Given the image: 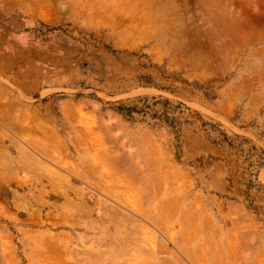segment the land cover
I'll list each match as a JSON object with an SVG mask.
<instances>
[{"label": "rangeland", "instance_id": "1", "mask_svg": "<svg viewBox=\"0 0 264 264\" xmlns=\"http://www.w3.org/2000/svg\"><path fill=\"white\" fill-rule=\"evenodd\" d=\"M0 113V264H264V0H2Z\"/></svg>", "mask_w": 264, "mask_h": 264}, {"label": "bare ground", "instance_id": "2", "mask_svg": "<svg viewBox=\"0 0 264 264\" xmlns=\"http://www.w3.org/2000/svg\"><path fill=\"white\" fill-rule=\"evenodd\" d=\"M3 110H4V109H3ZM30 113H31V112H30ZM0 114H1V113H0ZM3 114H4V113H3ZM18 114H19V113H18ZM28 115H29V114H28ZM19 116H20V115H19ZM30 116H31V115H29V117H30ZM26 117H27V116H26ZM32 117H33V116H32ZM35 117H36V116H35ZM18 118H19V117H18ZM18 118H17V119H18ZM36 118H37V117H36ZM30 119H31V117H30ZM18 120H19V119H18ZM20 120H21V119H20ZM28 120H29V119H28ZM32 120H34V118L31 119V123H32ZM34 121H36V120H34ZM22 122H23V121H22ZM36 123H37V122H36ZM36 123L33 122L32 124L35 125ZM23 124H24V123H23ZM25 125H26V124H25ZM33 125H32L33 129H35ZM36 125H37V124H36ZM36 125H35V126H36ZM41 125H42V124H41ZM39 126H40V125H38V127H39ZM43 126L45 127V125H43ZM36 127H37V126H36ZM38 127H37V128H38ZM41 128H42V127H40V129H41ZM45 129H46V128H45ZM30 130H31V129H30ZM35 130H37V129H35ZM2 131H3V130H2ZM49 131H50V130H49ZM3 132H4V131H3ZM35 132H36V131H35ZM39 132H40V131H39ZM39 132L37 131V133H39ZM42 132H43V131H42ZM44 132H45V131H44ZM46 132L48 133V130H46ZM53 132H54V131H53ZM5 134H6V133H5ZM39 134L41 135V133H39ZM52 135L55 136V134H52ZM48 136H50L49 133H48ZM48 136H47V137H48ZM53 136H51V137H53ZM36 137H37V136H36ZM45 137H46V136H45ZM51 137H50V138H51ZM39 139L41 140V138H38V140H39ZM51 139H53V138H51ZM51 139H50V140H51ZM31 142H32V141H31ZM39 142H40V141H39ZM42 142H43V141H42ZM34 143H35V142H34ZM44 143H45V142H44ZM49 143H50V142H49ZM35 144H36V143H35ZM37 144H38V143H37ZM61 144H62V143H61ZM57 145H58V144L53 145V146L57 147L56 149L60 148V145H59V147H58ZM55 147H54V148H55ZM49 148H50V147H49ZM51 149H52V148H51ZM53 150H54V149H53ZM59 150H60V149H59ZM37 151H38V150H37ZM61 151H62V149H61ZM61 151H59L58 154H59ZM49 152H50V151H49ZM49 152H48V153H49ZM29 157H30V156H29ZM54 161H55V160H54ZM56 162H57V161H56ZM58 164H59V163H58ZM63 164H65V163H63ZM2 175H3V174H2ZM125 199H126V198H125ZM66 201H67V200H66ZM136 204H137V203H136ZM57 207H58V206H57ZM64 213H65V212H64ZM64 213H63V214H64Z\"/></svg>", "mask_w": 264, "mask_h": 264}, {"label": "crops", "instance_id": "3", "mask_svg": "<svg viewBox=\"0 0 264 264\" xmlns=\"http://www.w3.org/2000/svg\"><path fill=\"white\" fill-rule=\"evenodd\" d=\"M0 3H2V0H0ZM41 127H42V126H41ZM34 128L37 129V130H35L36 132H37V131H38V132L40 131L39 133H42V131H43V133H44V131L46 132V129L43 128V127H42L41 129H40V126H39L38 128H37V127H34ZM35 131H34V132H35ZM36 132H35V134H36ZM49 132L51 133V131H49ZM52 133L55 134V131H54V132L52 131ZM39 135H40V134H39ZM40 136H41V135H40ZM59 145H60V148H61V147H62V144H60V142H58V146H59ZM57 150H58V149H57ZM58 152H59V151H58ZM59 154H60V153H59Z\"/></svg>", "mask_w": 264, "mask_h": 264}]
</instances>
